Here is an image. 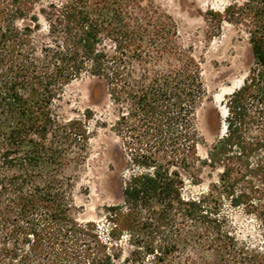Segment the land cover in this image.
Returning <instances> with one entry per match:
<instances>
[{"label": "trees", "instance_id": "1", "mask_svg": "<svg viewBox=\"0 0 264 264\" xmlns=\"http://www.w3.org/2000/svg\"><path fill=\"white\" fill-rule=\"evenodd\" d=\"M206 15L246 34L252 64L201 157L200 63L155 0H0V264H264V232L239 236L226 211L264 230V0ZM83 74L101 80L129 166L101 224L76 218L71 193L91 110L59 112ZM203 167L206 190L185 195Z\"/></svg>", "mask_w": 264, "mask_h": 264}, {"label": "rangeland", "instance_id": "2", "mask_svg": "<svg viewBox=\"0 0 264 264\" xmlns=\"http://www.w3.org/2000/svg\"><path fill=\"white\" fill-rule=\"evenodd\" d=\"M47 0H41L45 2ZM230 0H155L170 15L177 28L181 44L188 47L200 63L201 78L206 90L196 107L194 121L202 142L198 154L205 157L208 146L223 131L225 98L238 88L252 64L246 34L223 20L218 29L206 22V11H222ZM60 114L65 118L81 116L90 109L87 121L90 132L88 153L83 163L72 174L71 193L75 216L102 222L104 206L120 202L123 179L128 173V162L119 138L110 129L114 120L113 107L99 78L81 75L65 88L60 100ZM209 170L199 171L197 183L185 179L184 194L204 192L209 181ZM236 232L252 242H259L264 230L260 222L241 208L227 207Z\"/></svg>", "mask_w": 264, "mask_h": 264}]
</instances>
